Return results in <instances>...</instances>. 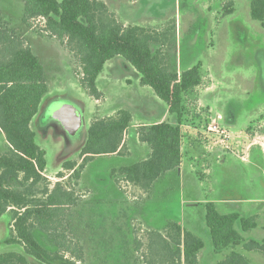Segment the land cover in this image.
<instances>
[{
	"label": "rangeland",
	"instance_id": "rangeland-1",
	"mask_svg": "<svg viewBox=\"0 0 264 264\" xmlns=\"http://www.w3.org/2000/svg\"><path fill=\"white\" fill-rule=\"evenodd\" d=\"M109 4L121 24L162 29L173 21L175 30L170 44L164 47L169 67L182 72L200 66L203 83L184 98L181 120L182 163L185 167L191 164L195 174L188 168L172 172L152 187L150 194L121 178L118 170L122 163L131 164L144 156L137 138L139 129L149 127L153 118L167 117L173 124L175 118L168 115L166 105L150 88L140 85L138 73L120 57L105 64L97 79L101 96L96 102L80 85V69L64 43L43 34L42 21L22 25L20 1L0 0L3 28L13 29L24 38L29 33L33 52L46 72L49 91L31 127L37 144L46 152L44 175L52 185L57 173L63 172V181L72 186L74 181L66 178L70 174L61 167L67 161L80 163L79 153L93 118L128 111L132 120L125 142L133 157L96 158L87 165L79 186L74 187L79 204L72 210L69 228L83 247V264H144L146 231L160 230L168 220L193 230L203 241L199 264H216L231 250L213 252L202 202L222 193L242 199L264 191V23L251 20L248 0H109ZM209 85L210 93L203 94ZM206 101L211 107L201 104ZM57 105H70L82 115V126L75 136H68L52 119L51 111ZM216 115L225 118L217 124L226 132L229 147L218 154H229L223 169L215 164L220 158H211L213 151L220 149L216 134L208 131ZM250 145L256 147L251 152ZM236 156L251 158L245 164ZM250 204L241 201L234 205L238 212L258 216L257 230L242 233L245 242L264 238V205L256 208L257 204ZM8 220V215L0 219V252H22L17 245L2 244L8 237ZM37 238L43 247L51 248L47 235L39 232ZM137 241L143 244L141 250H136ZM234 251L250 264H264L260 252H246L242 246ZM27 258L30 264H42Z\"/></svg>",
	"mask_w": 264,
	"mask_h": 264
},
{
	"label": "trees",
	"instance_id": "trees-1",
	"mask_svg": "<svg viewBox=\"0 0 264 264\" xmlns=\"http://www.w3.org/2000/svg\"><path fill=\"white\" fill-rule=\"evenodd\" d=\"M23 4L21 23L43 19L41 32L64 43L78 64L79 83L88 95L99 100L97 79L105 64L122 58L140 76V85L150 88L164 102L169 120L141 127L138 141L147 145L150 154L118 170L127 183L148 193L164 174L176 171L182 160L181 143L184 98L202 82L200 66L182 72L171 70L164 47L170 44L175 30L172 21L162 29L124 26L100 0H18ZM251 20L264 23V0H249ZM152 46L156 47L155 50ZM49 91L46 72L32 53L30 42L0 21V219L9 216L6 246L17 245L22 252H0V264H30L27 257L42 264H83V247L70 233L69 218L79 204L76 189L81 173L96 158L125 156V138L132 117L119 110L115 116L95 119L79 153L80 163L67 161L61 169L74 184L64 182L59 172L54 184L44 175L46 152L36 141L31 123ZM204 222L214 253L232 250L216 264H249L234 249L264 255L261 242H244L242 233L256 227L255 217L236 213L220 214L213 203L204 205ZM238 226V228H237ZM43 233L50 239L45 248L37 238ZM144 264H199L203 241L175 221H167L160 230L145 233ZM143 244L136 242V250Z\"/></svg>",
	"mask_w": 264,
	"mask_h": 264
},
{
	"label": "crops",
	"instance_id": "crops-1",
	"mask_svg": "<svg viewBox=\"0 0 264 264\" xmlns=\"http://www.w3.org/2000/svg\"><path fill=\"white\" fill-rule=\"evenodd\" d=\"M100 1H102V2H104L105 4H106V6L108 7V9H109V11H111V12H113L115 15H116V17H117V19H118V21H119V23H121V21L119 20V18H118V16H117V14L111 9L112 7H114L112 4L110 5L109 4V0H100ZM249 1V0H248ZM111 3V2H110ZM113 3H114V1H113ZM4 16V15H3ZM122 25H124V26H128V25H125V24H123L122 23ZM25 37H26V39L30 42V48H31V51H32V53L34 54V52H33V49H32V37L31 36H29V33L28 32H26V34H25ZM35 55V54H34ZM37 55V54H36ZM35 55V56H36ZM38 59H39V56H36ZM40 61V60H39ZM40 63H41V61H40ZM42 64V63H41ZM43 66V65H42ZM44 68V67H43ZM45 70V69H44ZM203 80H204V78H203V75H202V82H201V84L203 83ZM201 84L198 86V87H200L201 86ZM211 85V84H210ZM206 86V87H204V90L202 91V93L203 94H207V93H210V91H211V86ZM197 87V88H198ZM197 88H195V89H197ZM99 91V90H98ZM100 93V92H99ZM101 94V93H100ZM44 99V98H43ZM95 100V99H94ZM43 101V100H42ZM100 100H96V102H99ZM201 104L203 105V106H205V108H207L208 106H210L209 104H211V103H209L208 101H206L205 103L204 102H201ZM42 107V102H41V105H40V107H39V111H40V108ZM211 107V106H210ZM211 108H209V112H211ZM39 111H38V113H39ZM116 112H107V114L105 115V116H101V117H94L93 118V120H92V122L95 120V119H103V118H108V117H112L113 116V114H115ZM217 114H220V113H217ZM37 116V115H36ZM35 116V117H36ZM154 115H150V117H153ZM222 116V115H221ZM132 117V116H131ZM81 118H82V115H81ZM223 116L221 117V120H223ZM160 119V118H159ZM225 119V118H224ZM165 120H167V117H164V118H161V120H157V119H152L151 121H153L150 125H152L153 123H156V122H161V121H165ZM150 121V120H149ZM170 121V120H169ZM33 122V121H32ZM172 123V122H171ZM226 125L227 126H230V124H228V122H226ZM31 127H32V123H31ZM190 127V126H189ZM33 130V129H32ZM34 131V130H33ZM193 137V136H192ZM141 143V142H140ZM141 146H142V149H143V152H144V156H143V158L141 159V160H139V161H143V160H145L147 157H148V155L150 154V150H149V148L147 147V145H145L144 143H141ZM220 147V149H216V150H214L213 151V153H212V155H211V158H212V160L213 161H215V158L217 157V158H220L219 159V161L217 162V161H215V164H216V166H220L219 168H221V169H223V167H224V165H226V163H227V161H226V158H230V157H227L226 155H229V154H225V156H222V157H220V155H218L219 154V152H222L225 148L224 147H222V146H219ZM127 148H128V146H127ZM227 148H229L228 146H227ZM249 150H250V152H251V150L252 149H254V148H256V147H253L252 145H250L249 146ZM131 151L130 150H128L127 149V154L125 155V156H115V158H120V159H123V158H128V157H133V155L130 153ZM231 157H232V155H230ZM234 157V156H233ZM236 159H238V157L236 156L235 157ZM251 158V157H250ZM250 158H248L247 160L246 159H238V160H240V162L241 163H245V164H248V162L250 161ZM136 162H138V161H136ZM123 165H128L127 163L126 164H121V166H120V168L121 167H123ZM87 168V166L85 167V169ZM119 168V169H120ZM185 168H188V170L190 171V172H192L193 174H195L194 172H193V169L191 168V164H189V166H187V167H185L184 165H183V163H182V160H181V163H180V166H179V168L176 170V171H180V170H183V169H185ZM84 169V170H85ZM84 170H83V172H84ZM45 172H46V170H45ZM83 172L81 173V175L83 174ZM172 172H175V171H170V172H167L166 174H164L161 178H159L154 184H153V186L152 187H154V186H156L157 184H159V182H160V180H162L164 177H166V176H168L169 174H171ZM207 174H210V176H211V172H209V171H207ZM80 180H81V178H80ZM80 180L78 181V186H79V182H80ZM263 186V185H262ZM152 190V189H151ZM150 190V191H151ZM150 191L148 192V193H146V194H150ZM239 197H241V196H236V197H231V196H229V195H227L226 193H222V194H220V195H217V197L216 196H214V197H212V198H210L209 200H204V202H202L204 205L206 204V203H213L214 205H215V208H216V210L219 212V210H218V208L219 207H222L223 208V210L221 211V212H219L220 214H230V213H236V214H238V215H240L241 217H255V223H256V221L258 220V216H257V214H251V212L250 211H247V212H238L237 210H234V205L235 204H238L239 202H241V201H246V203L247 204H249V203H251L250 205L252 206H256V204H257V206L258 207H256V208H259V206H261V205H264V191H262V192H260L259 194L258 193H255V195L254 196H249V197H245V198H239ZM244 199V200H243ZM204 205L202 206L203 207V210H204ZM169 221V220H168ZM254 230H257V225H256V227L253 229V231ZM250 231H252V230H250ZM189 232L190 233H192L193 235H195L194 234V231L193 230H189ZM264 238H262L261 240H258V241H255V242H261L262 240H263ZM243 240H244V238H243ZM254 241V240H253ZM245 242V241H244ZM243 249V248H242ZM232 251V250H231ZM252 252H257V251H252ZM227 256V255H226ZM225 256V257H226ZM243 256V255H242ZM244 257V256H243ZM245 258V257H244ZM246 259V258H245ZM223 260V259H222ZM247 260V259H246ZM198 261H199V259H198ZM219 262V261H218ZM250 264V263H249Z\"/></svg>",
	"mask_w": 264,
	"mask_h": 264
},
{
	"label": "water",
	"instance_id": "water-1",
	"mask_svg": "<svg viewBox=\"0 0 264 264\" xmlns=\"http://www.w3.org/2000/svg\"><path fill=\"white\" fill-rule=\"evenodd\" d=\"M51 117L70 137L75 136L82 126L80 112L70 105H57L51 111Z\"/></svg>",
	"mask_w": 264,
	"mask_h": 264
},
{
	"label": "built area",
	"instance_id": "built-area-1",
	"mask_svg": "<svg viewBox=\"0 0 264 264\" xmlns=\"http://www.w3.org/2000/svg\"><path fill=\"white\" fill-rule=\"evenodd\" d=\"M37 20L42 21L41 24H44L43 19H37ZM32 21H34V20H32ZM42 27H43V25H42ZM220 120H221V116H219V115H216V117L211 119V122H210L211 125H210L208 131L213 133V134H216L217 139H218V143L220 144V146L227 149V134L217 124V121H220Z\"/></svg>",
	"mask_w": 264,
	"mask_h": 264
}]
</instances>
